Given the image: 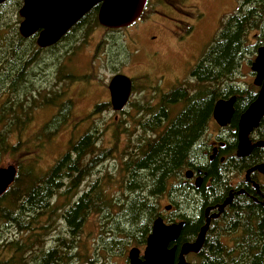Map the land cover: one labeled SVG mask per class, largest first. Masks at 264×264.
Masks as SVG:
<instances>
[{"label": "trees", "instance_id": "1", "mask_svg": "<svg viewBox=\"0 0 264 264\" xmlns=\"http://www.w3.org/2000/svg\"><path fill=\"white\" fill-rule=\"evenodd\" d=\"M14 2L18 8L22 0H9L0 6V11ZM98 10V6L92 9L74 28L89 22L94 27L99 26ZM237 11L223 23L218 37L192 70L190 76L196 84L194 93L185 85L175 87L162 95L160 101L165 105L162 108L137 107V119L116 123V128H121L115 131L116 142L120 135L126 136L123 150L100 148L98 143L103 133L91 130L78 141L72 139L71 151L46 171L35 163L33 151L26 149L24 135L33 120L27 109L33 112L41 105L56 106L57 116L42 129L49 135L52 133L47 131H57L65 125L71 106L65 101L58 105L53 101L55 98L49 97L47 102L36 103L38 97L28 85L32 80V67L38 61L36 55L41 52L36 46V36L23 39L0 12V103L3 102L0 168L5 156L20 154L23 159L29 158L27 167L18 165L14 184L0 196V264H66L67 260L75 263L73 260L80 258L77 240L91 215H100L104 221L111 222V229H101V234L108 237L105 242L108 249L119 248L117 245H120L118 241L122 236L129 243L141 245L151 232L152 221L160 215L157 211L163 196L175 208H180L172 195L190 193L183 180V170L194 146L213 122L215 103L219 99L237 96V120L257 96L256 87L248 85L241 91L240 87L234 86L233 79L242 57L248 54L245 49L253 48L255 51L249 54L253 57L264 45V0H244ZM252 29L263 30V37H258L256 44L247 45ZM69 79L77 80L74 75H69ZM20 101H24V105ZM180 103L185 105L184 109L176 117L172 116V107ZM102 106L104 104L97 106L94 113L101 111ZM261 130L264 132V118ZM13 138L17 140L15 143ZM117 156L121 161L114 168L116 177L111 174L109 178L107 175L99 178L72 203L82 183ZM216 179L213 178L212 186L217 188V196H220L218 192L227 181L217 175ZM115 187L120 195L113 200L106 191ZM62 198H66L65 202ZM237 200L221 221L213 222L202 251L191 256L197 264H264V206L251 207L243 212ZM57 213L65 220L71 238L59 237L57 246L47 249L45 244L41 245L40 235L45 231L46 237ZM178 217L187 222L175 243L179 250L184 243L195 240L204 219L200 215L195 219ZM41 221H46V225ZM1 224L14 227L20 234L18 238H4ZM84 251L89 255L84 254L83 263L94 264L93 260L101 249L84 248Z\"/></svg>", "mask_w": 264, "mask_h": 264}, {"label": "rangeland", "instance_id": "2", "mask_svg": "<svg viewBox=\"0 0 264 264\" xmlns=\"http://www.w3.org/2000/svg\"><path fill=\"white\" fill-rule=\"evenodd\" d=\"M170 1L173 4L163 0L173 7L176 0ZM243 2L244 0H186V2L178 0V5L182 7L183 11L173 10L171 6L163 3L153 2L154 4L151 5L152 2H150L145 15L134 27L113 30L100 26L94 27L92 22L83 23L78 28H73L71 33L69 32V36H65L54 47L41 50L36 55L38 61L32 67V80L28 83L31 90L35 91L34 95L38 97L36 103L47 102L48 97L49 99L55 98L53 101L58 105L65 101L71 106V109L67 114L65 125L57 131H47V133H52L49 135H46L45 130L42 129L57 116L56 106L41 105L33 112L31 109H27L28 113L33 116V120L24 135V140L27 141L26 149L33 151L37 166L43 168L42 171L48 170L62 155L71 151L72 139L78 141L91 130L103 133L102 136L100 135L98 143L100 148L117 147V149L123 150L126 145V136L120 135L116 142L115 131L121 128L117 129L115 124L132 121L133 118L137 119V107H141L145 103H158L160 101L158 94L170 92L175 87L185 85L194 93L196 84L190 76L192 70L218 37L223 23L238 12L237 10ZM21 6L15 7L14 2L9 4L8 8L0 11L3 14L2 17L8 18L18 33L19 25L23 20L18 14ZM185 11L191 12L192 15L186 16ZM151 25L153 26L151 27ZM156 25H163L170 31L162 32V30L156 33L154 31ZM138 27L142 29L140 33L137 31ZM262 31L252 29L247 45L256 44L255 40L258 37H263ZM149 36H156V39H151ZM156 50L161 52L158 56L152 53ZM252 51L255 50L253 48L245 49L244 52L248 54L244 58L242 57L233 79L234 86L241 89L253 85L255 75L251 71V65L256 58L257 51L253 57L249 56ZM117 74H123L133 79L135 85L131 103L121 112L113 111L108 90L111 79ZM69 75L76 76L77 80L69 79ZM86 76L88 79L85 78ZM55 94L58 95L55 96ZM60 94L62 95L59 96ZM2 103H0V115ZM20 103L24 105V101H20ZM102 104H104L102 110L94 113L95 108ZM184 106L181 103L175 106L176 109L173 108L172 116L176 117L181 109H184ZM209 127L207 137L211 136L210 133L216 128V124L211 122ZM131 129H134V125H131ZM12 141L15 143L17 140L13 138ZM118 156L96 169L93 177H89L82 183L74 195L72 203L88 191L90 185L99 178L106 175L108 177L111 174L113 178L116 177L114 168L121 161ZM28 162L29 158L23 159L20 154L8 155L3 158L1 168H7L10 165L16 168L21 165L22 168H25L28 166ZM234 177L236 176L230 175V179ZM225 178L227 179L226 176ZM111 189L113 190L106 192L114 200L115 197H119L120 193L117 192L116 187ZM181 194L172 195L180 208H174L169 211L170 213L166 210L170 202L167 201L166 196H163L157 212L163 216L165 222L174 223L173 220H178L176 219L178 218L177 214L192 215L195 218L200 215V201L196 197V193L190 192L186 196H183L184 193ZM61 200L65 202L66 198ZM57 214V218L54 217L56 221L47 232L46 237H44L45 231H42L40 235L41 245L45 244L47 249L56 247V240L59 237L71 238L65 220L60 216V213ZM113 215H115L114 211ZM104 220V217L100 215H91L88 218L77 240L80 258L74 259L75 263H69L67 260L66 264H85L83 263L84 254L89 255V252L84 251V248L101 249L93 260L94 264H129L128 256L132 248H138L143 255L146 243L143 246L134 242L129 243L124 236L118 241L120 245L117 247L119 248L108 249L109 247H105L108 237L101 234V229H111L112 224L110 221ZM46 223V221H41L44 226ZM1 230L4 238L16 239L20 235L14 227L6 224H1ZM223 240H227V238ZM189 262L197 264L193 257L189 259Z\"/></svg>", "mask_w": 264, "mask_h": 264}, {"label": "water", "instance_id": "3", "mask_svg": "<svg viewBox=\"0 0 264 264\" xmlns=\"http://www.w3.org/2000/svg\"><path fill=\"white\" fill-rule=\"evenodd\" d=\"M9 0H0V6ZM148 0H23V5L18 11L22 20L19 25V35L28 40L36 36V45L45 50L57 45L74 26L81 21L92 9L99 7L98 23L105 29L121 30L132 26L143 14ZM255 75L253 84L258 87L259 94L256 100L241 115L238 129V157L250 155L253 145L249 135L259 127L264 118V45L257 50V55L251 65ZM132 80L123 74L115 75L108 86L110 103L114 112H121L126 107L132 96ZM236 97L219 99L213 110V120L220 126L226 127L235 113ZM258 144L259 145H263ZM258 170L264 174V164L251 171ZM18 170L10 165L0 168V196H3L14 184ZM186 177H191V172H186ZM200 186V181L196 183ZM231 202L227 200L218 206V213L212 215L216 219L222 214ZM171 205L166 207L170 211ZM206 214L213 208L206 209ZM211 219L208 218L194 242L185 243L179 251L176 262V243L186 226L185 221L167 224L162 216L154 219L152 229L146 240L143 259L140 250L133 248L129 251L130 264H191L187 262L189 254H199L205 244Z\"/></svg>", "mask_w": 264, "mask_h": 264}, {"label": "flooded vegetation", "instance_id": "4", "mask_svg": "<svg viewBox=\"0 0 264 264\" xmlns=\"http://www.w3.org/2000/svg\"><path fill=\"white\" fill-rule=\"evenodd\" d=\"M183 1L186 2V0H183ZM150 2H152L151 5L154 4L155 2L159 4L160 3L167 4L169 6H171L169 3L173 4L170 0H167V2L169 3H165L163 2V0H148L143 14L130 27H134L135 25L139 24V21L145 15ZM172 8L173 10L175 9V10L183 11L182 7L178 5V0L175 1V4L173 5ZM185 15L191 16L192 13L186 12ZM153 25H151V27ZM162 26L156 25L154 28V31H156V33L162 30H163L162 32L170 31L169 28L164 27V26L162 27ZM137 31H139L138 33H140L142 29L138 27ZM175 36L177 37L176 34ZM149 38L155 40L156 36H149ZM152 53L157 54L158 56L161 52L156 50V52L152 51ZM131 80H132V85H133L132 87V94H133L135 85H134V80L133 79ZM256 88H257V96H258L260 89L258 87ZM240 90L244 91V89H241V88ZM154 94H156V92H154ZM164 94H167V93H162V95ZM162 95L158 94L157 96L158 97L160 96V99H161ZM231 97H237V96H231ZM130 103L131 102L129 101L127 106ZM236 104H237V100L234 105L235 109H236ZM163 106L165 105H163L161 101H159L158 103H155V104L145 103L141 107H146V108L157 107L160 109ZM248 107L240 114L237 120L235 119V113H234L233 118L231 119L230 123L226 127H220L213 120V123L216 124V128L213 130V132L210 133L211 134L210 137H207L208 130L210 129V127L206 129L200 141H198L196 145L194 146L192 156L191 158H189L186 164V167L183 170L184 182L188 184V187L190 188L189 189L190 192L196 193L195 195L196 197H198L200 201V207H199L200 216H203V219H204V224L202 225V227L206 225L208 218L211 219L209 230L212 227V224L214 221H221L222 218L226 216L227 211H229V209L232 207L233 203L237 199H238L237 201H239L238 203L239 207L241 206V208H243V212H246V210H248L251 207L258 208V207L264 206V174H262L258 170L251 171L255 167L264 164V144L258 146V144H262V142L264 143V132L262 131L263 129L261 130V123L259 127L254 129L249 135L251 144L253 145V149L250 155L246 157H242V158L238 157L237 155L238 154L237 151H238L239 121H240L241 115L246 112ZM172 108L176 109L175 106H173ZM236 163L238 164L237 165L238 167H236ZM186 172H191L190 178L186 177ZM216 175L219 176L220 178H223L225 176L227 177L226 179L227 182L225 183V186H223L224 189L222 188L221 191L218 192L220 196H217V188H214L212 186V182L214 181L213 178L216 179ZM230 175L236 176V177H234L233 179H230ZM198 181H200L199 187H197L196 185ZM216 182H217V179H216ZM227 200H231V202L226 206L223 214H220L219 218L212 219V215L218 213V206L223 205ZM170 205L172 206L171 210L175 208L173 204L170 203ZM208 208H213V210L212 212L206 214V211H207L206 209ZM168 213L170 212L168 211ZM159 216H162V215H159ZM178 216H185V215L177 214L176 217ZM187 217L188 218L190 217V219H195L194 216L192 215H187ZM173 221L175 222L185 221L186 222V220H179V219L173 220ZM167 224H170V223H167ZM194 241H190V242H194ZM186 243H189V242H186ZM143 245L144 243L141 244V246ZM173 246H176V244L172 243L170 245V247H173ZM179 251L180 249L178 250L177 248L176 262L178 261ZM192 255H197V254H189L188 256H186L187 262H189V259ZM140 258L143 259V255H141V250H140ZM129 264H130V261H129Z\"/></svg>", "mask_w": 264, "mask_h": 264}, {"label": "bare ground", "instance_id": "5", "mask_svg": "<svg viewBox=\"0 0 264 264\" xmlns=\"http://www.w3.org/2000/svg\"><path fill=\"white\" fill-rule=\"evenodd\" d=\"M224 189V188H223ZM241 208V207H240ZM217 209V208H216ZM212 212V211H211ZM223 214V213H222ZM219 218V217H218Z\"/></svg>", "mask_w": 264, "mask_h": 264}]
</instances>
